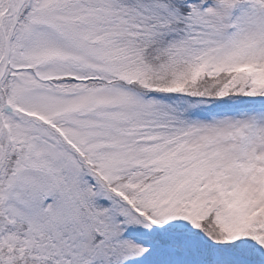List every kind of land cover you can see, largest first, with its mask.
Returning <instances> with one entry per match:
<instances>
[{
	"label": "snow or ice",
	"instance_id": "6c2138e0",
	"mask_svg": "<svg viewBox=\"0 0 264 264\" xmlns=\"http://www.w3.org/2000/svg\"><path fill=\"white\" fill-rule=\"evenodd\" d=\"M0 264H264V0H0Z\"/></svg>",
	"mask_w": 264,
	"mask_h": 264
}]
</instances>
